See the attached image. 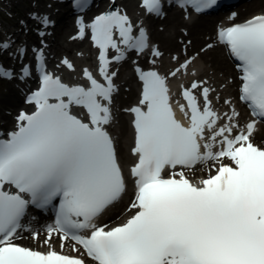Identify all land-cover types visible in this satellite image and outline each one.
Wrapping results in <instances>:
<instances>
[{
    "label": "snow or ice",
    "instance_id": "obj_1",
    "mask_svg": "<svg viewBox=\"0 0 264 264\" xmlns=\"http://www.w3.org/2000/svg\"><path fill=\"white\" fill-rule=\"evenodd\" d=\"M72 3L83 11L89 0ZM177 3L202 12L217 0ZM141 6L149 14L164 15L162 0H142ZM33 19L45 27L50 24L45 15L33 14ZM76 24V38H84L86 27L91 30L103 83L87 69L83 70L86 86L64 83L44 67L43 51L33 49L38 87L25 103L34 111L19 112L14 130L0 138V264H86L84 257L94 264H264V147L253 143L257 124L264 122V14L217 33L218 41L239 62L238 98L257 118L242 128L234 109L224 117L213 110L214 89L196 80L182 86L186 106L179 108L188 124L181 123L172 107L167 77L156 70L135 69L142 84L140 97L135 106L124 109L132 116L130 152L135 162L129 173L135 184L130 204L134 214L111 228L97 221L121 198L126 182L109 132L118 92L114 83L118 73L109 69L125 60L128 52L144 53L149 40L143 26L134 34L133 22L119 10L105 11L87 26L82 19ZM39 35L43 38L45 32ZM11 44L0 41V54ZM110 49L115 52L111 59ZM26 55L22 46L9 53L18 60ZM151 55L162 53L153 47ZM193 59H185L169 75L175 77ZM61 63L73 69L66 59ZM14 76L13 69L0 66V77ZM30 76L23 64L18 78ZM197 89L203 107L194 94ZM77 109L83 118L75 114ZM222 118L226 123L218 126ZM197 165L208 166V175L194 182L187 172ZM50 206L55 221L47 227L44 243L58 234L61 248L70 239L74 252L83 249L80 256L52 249L42 253L15 242L28 209ZM38 235L33 232L32 238Z\"/></svg>",
    "mask_w": 264,
    "mask_h": 264
},
{
    "label": "bare ground",
    "instance_id": "obj_2",
    "mask_svg": "<svg viewBox=\"0 0 264 264\" xmlns=\"http://www.w3.org/2000/svg\"><path fill=\"white\" fill-rule=\"evenodd\" d=\"M118 2L114 1L113 5H115L116 9H119V6L127 7L130 9V18H134L136 12L138 11V7L134 8L137 5L135 0H117ZM121 10V9H119ZM264 12V0H255L253 4L250 6V10L248 13L242 17H249L255 13H262ZM46 13L43 11L41 15H45ZM165 27L162 31H154L153 38L160 43L161 49H164L167 52H176L177 54H182L183 50L181 49L179 43L177 42V37L182 35L178 30V25L184 23L183 20L177 18L175 20L167 19L164 21ZM205 24L204 22H200L197 26L191 28L190 36L192 37V48L197 49L201 46L200 42L204 40V36L209 34L212 29L211 24H207L208 28L206 29L207 32H201L198 28ZM206 25V26H207ZM70 30V29H68ZM72 30V28H71ZM14 32V31H10ZM19 31H15L14 33L17 34ZM69 32V31H65ZM20 37L22 36L25 38V35L20 33ZM176 34V36H174ZM63 36V35H61ZM8 39L7 36L4 37L2 35V41ZM11 40V39H9ZM1 41V39H0ZM87 44V46H86ZM23 46V44L19 45ZM13 48V47H11ZM14 49V48H13ZM55 50L60 53L58 59L52 60V69L53 73L60 74L65 80L68 81H83L85 78L83 76V70L87 69L91 74L95 72V68L97 66V62L95 61L96 58L92 57V51H94V47L88 43L87 40L79 41V42H72L68 39H63V41H57ZM176 54V55H177ZM68 60L69 63L73 65V69L69 70L65 65L61 62L63 60ZM202 59L206 60L205 66L203 65ZM171 62H167L166 60L161 65L163 69L171 65ZM197 68L191 72V78L188 80V86H190L193 80L199 81L202 80L203 77H207L210 83H207L211 89H214L213 92L210 93V97L218 98L217 101H212V107L217 109L219 106L222 107L224 112H219L218 114L228 113L231 114L232 110H237L236 106L233 102V84L235 82L232 80H228L229 76H232V68L231 65L226 60L225 56L222 54L220 49H212L206 51L205 53L200 55V58L196 60ZM131 80V77L128 78ZM228 80V81H227ZM225 82H227V89L225 86ZM26 84H22L21 88L23 89ZM135 90L134 86L130 88L129 92L126 93L125 99H121L122 102H125L128 98L133 99ZM15 98V94H13ZM17 97V96H16ZM124 97V96H122ZM14 98H6L3 95L0 96V119H5L8 123L13 125L15 123V118L12 114L7 115L5 113V109H8V112L11 110H17L21 106L18 105V102L13 101ZM16 100V99H14ZM230 101V103L225 104L224 101ZM220 102V103H219ZM14 108V109H13ZM14 111V112H15ZM118 116V114H117ZM245 120L244 114L241 112L239 117L236 118L239 126L243 124ZM224 123L226 120L223 119ZM120 138H119V155L122 159L123 163L132 160L130 147L132 146V127L128 117L120 116ZM190 177H199L200 179L205 176V172L202 170H198L194 173L189 172ZM199 179H194V182H198ZM119 213H121L120 218L118 221L114 222L112 225H117L121 223L131 212L130 207L124 204V206L119 207ZM111 221V219L104 220L102 223H106ZM118 222V223H117ZM20 241H24L26 243H30L33 245H37L41 247V244L38 241H34L32 238L30 239H19ZM51 245L50 246H43L40 250L49 251L50 249L56 250L57 243L55 242L54 235L51 238ZM28 245V244H27ZM69 250V247H67Z\"/></svg>",
    "mask_w": 264,
    "mask_h": 264
},
{
    "label": "rangeland",
    "instance_id": "obj_3",
    "mask_svg": "<svg viewBox=\"0 0 264 264\" xmlns=\"http://www.w3.org/2000/svg\"><path fill=\"white\" fill-rule=\"evenodd\" d=\"M49 0H0V11L5 13V19L1 22L4 23V27L7 25H10L13 29H22V26L18 25L20 24V20L24 19L25 16H28V13H37L42 14V12L46 11L49 5ZM7 14H12L11 16H8ZM34 22V19L31 23ZM17 24V25H15ZM15 25V26H14ZM17 27V28H16ZM28 27V26H27ZM9 28V27H8ZM0 34L2 31L5 30V28L0 27ZM30 30V28L28 29ZM28 30L26 31L25 28H23V34L26 35ZM32 34V32L30 33ZM69 39L68 35L61 36V33L57 35V37L54 39L55 43L57 41H63V39ZM7 93V89L5 85L0 84V96L5 95Z\"/></svg>",
    "mask_w": 264,
    "mask_h": 264
}]
</instances>
